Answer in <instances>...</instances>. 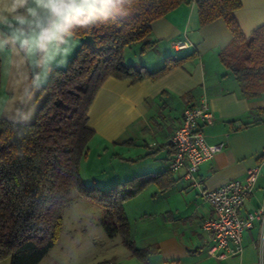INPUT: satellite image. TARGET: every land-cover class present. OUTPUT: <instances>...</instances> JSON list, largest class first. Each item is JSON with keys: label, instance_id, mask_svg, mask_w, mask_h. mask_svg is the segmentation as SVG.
I'll return each instance as SVG.
<instances>
[{"label": "crops", "instance_id": "1", "mask_svg": "<svg viewBox=\"0 0 264 264\" xmlns=\"http://www.w3.org/2000/svg\"><path fill=\"white\" fill-rule=\"evenodd\" d=\"M240 1L241 8L234 12V17L248 36L264 24V0ZM223 21L214 20L200 27L197 5H180L154 21L144 41L124 49L123 62L155 72L167 57H189L188 60L154 80L133 83L108 78L95 95L88 112V127L94 136L80 165L88 163L91 148L97 142L92 154L106 155L117 163L113 177L101 181L106 186L114 183L113 178L120 184L166 172L139 195L154 189L151 198H161L164 203V213L157 225L143 233L130 229L134 247L143 250L144 255L131 256L129 251L119 248L117 254L100 255L97 264H264V241L261 246L257 221L242 234L241 253L222 260L208 256L206 250L211 243L201 224L211 215L210 207L201 199L199 189L190 186L183 171L168 169L172 154L169 136L180 125L184 110L204 96L214 121L203 126L202 132L209 145L223 147L195 173L200 188L211 191L227 182L243 180L248 170L257 168L259 173L251 195L240 209L241 216L264 202V94L258 99L242 96L234 76L219 59L232 38ZM73 40L77 46L80 44ZM177 42H185L187 48L176 49ZM0 59V118L29 123L37 110L34 92L24 101L30 91L29 81L10 67L5 56L0 55ZM110 146H114L111 151ZM80 176L86 186L95 184L103 188L92 178L85 179L81 170ZM51 250L39 264H57L55 260L44 262ZM0 264H10V259Z\"/></svg>", "mask_w": 264, "mask_h": 264}, {"label": "trees", "instance_id": "2", "mask_svg": "<svg viewBox=\"0 0 264 264\" xmlns=\"http://www.w3.org/2000/svg\"><path fill=\"white\" fill-rule=\"evenodd\" d=\"M191 3L197 5L200 27L224 20L232 38L219 59L242 96L258 99L264 94V24L245 36L234 17L240 0H128L108 19L77 28L73 38L80 44L65 67H55L38 88L29 83L30 91L36 89L34 120L0 118V261L39 264L59 239L62 211L72 193L105 210L100 224L107 237L120 236L131 256L144 255L134 247L122 205L166 172L109 190L86 186L79 165L94 136L88 112L108 78L154 80L188 60L167 57L161 69L148 72L125 65L123 55L150 35L154 21Z\"/></svg>", "mask_w": 264, "mask_h": 264}, {"label": "clouds", "instance_id": "3", "mask_svg": "<svg viewBox=\"0 0 264 264\" xmlns=\"http://www.w3.org/2000/svg\"><path fill=\"white\" fill-rule=\"evenodd\" d=\"M128 0H0V55L39 87L71 55L74 33L120 12Z\"/></svg>", "mask_w": 264, "mask_h": 264}, {"label": "built area", "instance_id": "4", "mask_svg": "<svg viewBox=\"0 0 264 264\" xmlns=\"http://www.w3.org/2000/svg\"><path fill=\"white\" fill-rule=\"evenodd\" d=\"M185 42H177L176 49L187 48ZM214 117L209 102L202 96L197 104L184 110L181 123L169 136L172 154L168 162L171 172L183 171L190 186L199 189L201 199L208 204L211 215L201 224L202 231L211 243L206 253L208 256L222 260L242 252V234L250 229L254 221L260 223V244L264 241V202L241 216L240 209L251 195L258 169L248 170L243 180L227 182L211 191L200 188L196 178L199 166L212 159L223 147V144L209 145L202 132V127L212 124Z\"/></svg>", "mask_w": 264, "mask_h": 264}, {"label": "rangeland", "instance_id": "5", "mask_svg": "<svg viewBox=\"0 0 264 264\" xmlns=\"http://www.w3.org/2000/svg\"><path fill=\"white\" fill-rule=\"evenodd\" d=\"M76 42H79V40ZM78 47L79 45L77 46V43H74L70 58ZM62 67H65V65ZM47 77L42 80L40 86L46 83ZM28 92L24 101H28L30 94L36 92V89ZM97 145V142H95L91 148V157L88 163L84 162L80 165V170L83 176L86 177L85 179L92 178L98 184L103 185V190H109L117 184L115 178L111 179L114 183L112 182L113 184L108 186L101 181L113 177V173L117 171V163L116 161H110L106 155L96 157L97 153L92 154L96 151ZM113 147L110 146L109 150L111 151ZM92 187L99 188L95 184ZM151 195H154V189L148 190L138 199H135L137 197L135 196L123 203L122 207L126 211L130 229L140 230L143 233L145 229L148 230L159 223L164 213V203L161 198L153 200L154 198H151ZM105 215L104 209L94 205L87 199L79 197L76 193H72L69 202L62 211V229L59 239L44 262L55 260L57 264H97L96 261L102 254L109 255L112 252L117 254L119 248L126 251L127 249L122 245L120 236L111 239L105 234L100 224ZM116 244L118 247L114 248Z\"/></svg>", "mask_w": 264, "mask_h": 264}]
</instances>
